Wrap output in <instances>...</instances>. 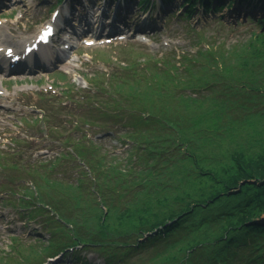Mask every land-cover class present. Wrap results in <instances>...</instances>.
Listing matches in <instances>:
<instances>
[{
	"label": "trees",
	"instance_id": "16d2710c",
	"mask_svg": "<svg viewBox=\"0 0 264 264\" xmlns=\"http://www.w3.org/2000/svg\"><path fill=\"white\" fill-rule=\"evenodd\" d=\"M196 1L183 0V14L188 16ZM198 1L211 8V0ZM259 7L264 12V0ZM250 21L257 29L246 32L227 55L220 51L224 43L202 39L194 51L125 57L122 72L89 78L93 90L83 91L81 107L88 115L94 110L120 122L116 136L129 143L127 158L137 154L138 164L122 167L118 156L83 134H61L62 153L26 169L32 183L22 184L17 195L23 211L18 213L37 218L48 234L41 249L33 248L38 259L71 248L74 264H88L79 261L75 247L80 246L107 264H264V133L255 149L215 151L223 141L211 147L202 142L199 116L188 110L200 107V93L222 87L250 102L253 113L261 111L264 17ZM81 124L73 127L82 130L84 120ZM216 152L232 157L233 167L225 169ZM237 195V203L227 202ZM117 216L108 236L103 222ZM16 251L7 253L5 264L37 259Z\"/></svg>",
	"mask_w": 264,
	"mask_h": 264
},
{
	"label": "rangeland",
	"instance_id": "374dc122",
	"mask_svg": "<svg viewBox=\"0 0 264 264\" xmlns=\"http://www.w3.org/2000/svg\"><path fill=\"white\" fill-rule=\"evenodd\" d=\"M7 1L5 0V2ZM92 1L94 2L91 3V0H89L91 21L97 17L98 7L103 4V0ZM52 2L53 0H13L9 5H5V8H0V34L6 37L2 40L5 43L20 45L22 39L30 36L38 25L48 17ZM179 2L180 0H172L167 5L165 12L160 10L158 12L157 0H155L152 12H150L148 11V5L138 7L135 0H123L122 3L132 8L128 12L129 15H125L124 19V15H122L124 14V8H119L117 13L121 14L122 22L126 23V28H130L131 25L134 28L136 24L141 23L143 14L148 15V19L145 20V23H147L145 28L150 30L146 33L149 39L143 41L142 38L137 40L132 38L119 43L113 42L109 45L100 44L97 41L95 45L90 47L83 43H77L67 51V58L54 72H41L11 78L1 77L3 93L1 96L3 99H0V105L3 107H0V150L11 153L10 149L14 148L13 137L16 135L28 138L27 141L30 147L28 154L43 156L54 152L52 155H55L58 150L51 148L48 140L39 132L40 125H38L36 116L40 109V111L47 114L49 122L57 121L61 123L65 120H73V124L83 126L81 122L84 120V126L86 125L84 129L88 130L92 139L95 141L100 140L102 143H106L109 148L120 153L116 159L122 164V167L126 163L129 166L132 163L138 164L137 154L133 153L130 160L127 158L128 150L124 146V142L119 141L114 136L97 138L99 135L112 134L117 125H114V122L105 119V116L102 117L100 113L98 114L94 110L88 115L87 108L81 107L83 99L78 98V96L81 95L80 89L85 88L87 90L89 87L86 77L96 71H102L106 74L112 70L119 71L120 65L122 68H127L125 57L133 56L136 59L144 60L157 58L163 52H167L166 49L170 47L187 49L200 36L207 38L210 44L214 42L217 45L224 43V47L220 51L225 52L224 55H227V52L235 50L234 46L237 42L247 37L245 33L248 30L257 29L251 28L254 26L247 22L249 18L258 20L264 17V14L257 9L244 12L242 7L239 8L233 3L232 7L225 8L223 6L222 11L216 13H212L211 10L204 11L201 6H197L191 11L188 18L178 19L176 14L179 12ZM222 2L226 5L229 0H222ZM78 7L84 12L87 9L83 6ZM83 11L80 14L82 16ZM112 11L113 9H111L109 17ZM118 23L116 21V24ZM152 24H154V27L151 30L150 26ZM56 43L61 44V41L57 40ZM130 43L132 45H128ZM222 61H219V66ZM4 89H6V92H3ZM210 89H213V91H203L196 98L198 100L204 99L199 103L200 107L192 105L188 107V110L193 112L192 115L199 116L198 124L203 126L200 130L201 141L208 143V146L211 147L215 142L222 140V148L220 147L215 151L228 147L230 149H255L258 140L261 139L260 137L264 133V106L261 107V111L253 113L254 110L250 102L231 96L229 91L222 87ZM220 90H222V96L218 94ZM67 91L69 92L68 95L66 94ZM125 91L129 90L126 89ZM59 92L64 93V95ZM40 94L47 95H45V98L39 99ZM70 94L72 97L67 99ZM22 116L26 118L21 119ZM136 119V117H132L129 120L136 122ZM63 127L65 133L72 131L71 134L76 135L75 130L71 129L72 124ZM41 128L43 127L41 126ZM61 131V128L58 129V132ZM197 153L200 152L197 151ZM216 155L220 159V164L226 166L225 169H228V166L229 168L233 167L232 157L220 153ZM165 171L166 168L162 170V172ZM10 176L13 178L12 181ZM20 190L21 188L14 183L12 173L0 172V264H5L3 259L8 256L6 252H10L9 245H14V250L17 249L16 252L21 253V255H33L28 258L30 261L34 257L37 258L36 254L32 253L33 248L41 249V239L35 243L32 242L34 238H40L39 236L43 235L38 224L34 221L23 224L19 218H24V216L19 213L18 216L16 213V211H22L18 208L20 203L17 198ZM47 191H49L48 193L54 192L50 189ZM67 191H70L71 196H73V189ZM56 197V199L61 200L58 196ZM239 197L240 195L231 197L227 202L237 203ZM210 211L213 212L215 209L212 208ZM118 218L119 216L112 217L103 222V227L108 229L106 230L108 236L112 234L113 227L118 224ZM126 221L120 222V229L125 228L121 225L122 222ZM94 224L97 227L100 226L97 221ZM12 234H17L20 239H12L10 236ZM43 236L48 237V234ZM41 256L38 254V257ZM38 260L40 259H34V264H37ZM67 260L68 257H65L64 261L67 262ZM91 260L94 261V259L88 258L89 262ZM59 264L67 263L61 262Z\"/></svg>",
	"mask_w": 264,
	"mask_h": 264
},
{
	"label": "bare ground",
	"instance_id": "6f19581e",
	"mask_svg": "<svg viewBox=\"0 0 264 264\" xmlns=\"http://www.w3.org/2000/svg\"><path fill=\"white\" fill-rule=\"evenodd\" d=\"M83 11V10H82ZM82 11H80V12H82ZM87 12V11H86ZM86 14H84V16H85ZM0 37H3V38H6L5 37V35H3V34H0ZM1 43V42H0ZM64 58H66V55L64 56ZM1 82H2V78H0V90H1Z\"/></svg>",
	"mask_w": 264,
	"mask_h": 264
}]
</instances>
